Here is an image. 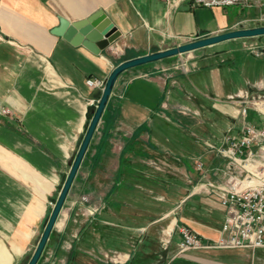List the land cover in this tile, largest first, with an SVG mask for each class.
Listing matches in <instances>:
<instances>
[{
	"label": "crops",
	"instance_id": "obj_1",
	"mask_svg": "<svg viewBox=\"0 0 264 264\" xmlns=\"http://www.w3.org/2000/svg\"><path fill=\"white\" fill-rule=\"evenodd\" d=\"M253 6L0 0V264H27L40 240L97 105L87 81L133 57L259 26L264 10ZM99 9L121 32L99 54L54 33L60 18ZM246 39L120 75L38 264H245L243 250L180 252L179 243L181 226L220 236L225 210L212 184L228 171L209 145L264 123V55Z\"/></svg>",
	"mask_w": 264,
	"mask_h": 264
},
{
	"label": "built area",
	"instance_id": "obj_2",
	"mask_svg": "<svg viewBox=\"0 0 264 264\" xmlns=\"http://www.w3.org/2000/svg\"><path fill=\"white\" fill-rule=\"evenodd\" d=\"M178 6L181 0H163ZM196 4L208 7L230 6L243 3L253 5V0H194ZM255 2V1H254ZM264 25V18L262 24ZM246 48L256 56L264 55V45L247 44ZM184 64H182L183 66ZM188 70L187 64H185ZM92 88L105 87V81L89 79ZM9 113L8 109L3 110ZM243 112L246 114L247 109ZM226 162L228 181L212 184L225 218L216 240L202 238L188 226L180 227L179 251L191 249H264V126L245 124L239 134H227L220 146L209 145ZM196 169L208 170L201 160L195 161Z\"/></svg>",
	"mask_w": 264,
	"mask_h": 264
},
{
	"label": "water",
	"instance_id": "obj_3",
	"mask_svg": "<svg viewBox=\"0 0 264 264\" xmlns=\"http://www.w3.org/2000/svg\"><path fill=\"white\" fill-rule=\"evenodd\" d=\"M54 33L62 36L73 45H84L95 54H99L102 50L106 49L121 35V32L117 30L112 20L107 16L103 9H99L87 18L78 21H69L62 17L60 18V25L54 29ZM257 36H264V25L239 28L214 35L199 37L178 46L133 57L119 63L105 80V87L103 89L95 88L93 90L91 97L97 100L96 108L93 111L91 121L87 127V131L69 174L50 212L40 240L27 264H38L41 259L99 121L107 107L115 84L124 71L147 63L156 62L164 58L213 46L225 41Z\"/></svg>",
	"mask_w": 264,
	"mask_h": 264
},
{
	"label": "rangeland",
	"instance_id": "obj_4",
	"mask_svg": "<svg viewBox=\"0 0 264 264\" xmlns=\"http://www.w3.org/2000/svg\"><path fill=\"white\" fill-rule=\"evenodd\" d=\"M253 4H254L253 7L255 9V12H256V10H259V12H260L261 8L264 10V0H253ZM255 4H258V6ZM235 8H236V5H235ZM246 40H247V42H249L248 44L251 43V44H256V45H264V36L255 37V39L249 38ZM201 50H203V49H201ZM206 51H209V49H206ZM190 52H192V51H190ZM197 52L201 53L203 51H197ZM262 126H264V123L262 124ZM242 252L245 255V264H264V249H258L255 251L243 250Z\"/></svg>",
	"mask_w": 264,
	"mask_h": 264
},
{
	"label": "trees",
	"instance_id": "obj_5",
	"mask_svg": "<svg viewBox=\"0 0 264 264\" xmlns=\"http://www.w3.org/2000/svg\"><path fill=\"white\" fill-rule=\"evenodd\" d=\"M125 57H128V55H125ZM92 115H93V112H92Z\"/></svg>",
	"mask_w": 264,
	"mask_h": 264
}]
</instances>
